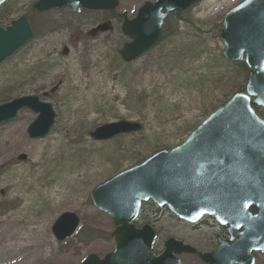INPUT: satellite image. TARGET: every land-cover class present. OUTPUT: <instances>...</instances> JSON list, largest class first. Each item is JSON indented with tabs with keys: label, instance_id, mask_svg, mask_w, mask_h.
Masks as SVG:
<instances>
[{
	"label": "rangeland",
	"instance_id": "1",
	"mask_svg": "<svg viewBox=\"0 0 264 264\" xmlns=\"http://www.w3.org/2000/svg\"><path fill=\"white\" fill-rule=\"evenodd\" d=\"M145 1L154 0H120L116 13L100 14V19L99 14L74 16L68 9L52 12L47 21L34 19L35 37L0 64V103L38 94L57 113L50 135L42 139L27 134L36 117L29 110L0 124V264H78L91 252L102 257L114 250L113 221L95 207L91 190L114 172L120 157L137 150L143 155L163 145L158 136L168 144L172 134L200 123L206 108L222 101L224 85L178 78L175 68L173 82L167 86L164 81L172 75L167 67L146 72L145 57L130 63L122 60L120 50L129 38L114 17L124 11L128 17L134 16ZM240 1L201 0L180 16L167 18L166 41L189 38L184 44L192 41L199 46L194 63L191 60V66L185 68L208 70L221 63L217 57L224 45L219 33L225 14ZM27 2L22 1L20 13L28 12ZM156 89L164 92L171 105L177 104L167 116L162 115L161 106L169 103L160 100L158 106L153 102L159 100L154 97ZM143 91L151 94L146 102L138 96ZM123 119L140 120L145 127L107 142L90 138L95 127ZM65 211L79 214L81 225L71 238L58 242L52 226ZM138 223L155 227L157 251L169 237L206 251L214 234L209 229L214 220L189 224L153 202L142 206ZM91 235L94 238L89 239ZM255 256V264H264V251ZM180 258L182 264H205L195 254Z\"/></svg>",
	"mask_w": 264,
	"mask_h": 264
},
{
	"label": "water",
	"instance_id": "2",
	"mask_svg": "<svg viewBox=\"0 0 264 264\" xmlns=\"http://www.w3.org/2000/svg\"><path fill=\"white\" fill-rule=\"evenodd\" d=\"M198 1H148L135 18L125 17L121 30L130 42L121 48L123 60L132 62L140 57L160 40L169 14L182 12ZM80 4L115 10L119 1L40 0L35 6L41 11L64 6L79 10ZM32 37L24 16L6 30L0 29V64ZM220 38L224 57L244 60L250 70L246 91L233 94L179 144L157 150L91 190L95 207L107 213L115 225V248L103 257L91 252L78 264H182L179 255L183 253H195L208 264H255L253 251H264V119L253 107L264 109V0H242L235 5L225 15ZM22 110L36 114L27 127L30 138L41 139L51 133L57 113L54 105L38 94L0 103V123L16 119ZM143 128L139 120L112 121L95 127L90 138L106 142ZM145 201L166 206L190 223L210 215L226 227L229 240L219 237L213 251L200 252L169 238L156 254L155 228L135 223ZM79 225V215L66 211L56 219L52 232L61 242L76 233Z\"/></svg>",
	"mask_w": 264,
	"mask_h": 264
},
{
	"label": "trees",
	"instance_id": "3",
	"mask_svg": "<svg viewBox=\"0 0 264 264\" xmlns=\"http://www.w3.org/2000/svg\"><path fill=\"white\" fill-rule=\"evenodd\" d=\"M175 16H180V13L175 14ZM116 17H120L119 15H116ZM165 28V26H164ZM163 30V36L161 40L155 44L152 48H150L143 57L144 59V66L143 69L146 72H152L154 67L162 68V66L167 67V70L169 72H172V75L170 78H168L165 82L167 86L171 85L174 79V75H176L175 68L179 69V72L177 73L176 77H188L189 80H195L196 83H199L202 80L212 82L219 84V86L224 85L225 92L223 94L222 101L217 100L216 103H211L209 108H206L205 114L206 116L216 109L219 105L223 104L230 96H232L236 92L244 91L246 88V83L249 78V68L246 66L244 61L240 62H232L226 60L223 55L220 53V55L217 57L221 63H215L214 66L210 67L208 70L205 67L200 66L199 68L194 67V69L191 68H185L188 65L191 66L190 61L194 63V59L196 57V43L195 42H187L184 44V42L188 41L189 38H184V41H181L182 38H179V42H174L172 40L166 41V36L164 35ZM200 55V54H198ZM177 65V66H175ZM185 68V69H184ZM207 70V71H206ZM166 72V71H165ZM217 77V79H215ZM182 80V79H181ZM183 81V80H182ZM219 86H214L216 88H220ZM173 89H175L174 86H172ZM161 89L165 90L166 86L163 84L161 85ZM183 90V88L181 87ZM170 92L173 93L174 91L170 89ZM138 96L141 98V102H146L147 98L151 97V94L148 95L145 91L142 93H139ZM159 96V100H153L154 103L158 104L160 106V103L167 101L169 103V106L162 107V115L165 114L167 116L171 113L170 108L171 107H177V104L174 103V105H171L169 100L166 98L164 92L161 94L160 89L154 90V97ZM137 103H139L137 101ZM139 106H134V109H138ZM256 111L259 113V115L263 116L264 111L260 110L259 108L255 107ZM138 113H141L139 111ZM145 118V115L141 114V119L143 120ZM161 121V118H159ZM199 123V122H198ZM196 123L193 126H188L185 130L181 129L179 132H175V134H172L170 138L168 139L167 143L165 140H163L160 136H158L157 141H161V144L159 147H155L152 149H149L145 154L141 155L138 154L140 151H135L130 154V156H126L123 158H119V161L115 164V168H113L114 172L111 174L118 172L119 170L127 167L135 165L142 160H144L149 154L161 149V148H170L174 146L175 144L181 142L195 126H197ZM142 145V144H140ZM126 163V165H125ZM109 175V176H111ZM83 240L85 239L84 236H82ZM94 238V235H91L89 239Z\"/></svg>",
	"mask_w": 264,
	"mask_h": 264
},
{
	"label": "flooded vegetation",
	"instance_id": "4",
	"mask_svg": "<svg viewBox=\"0 0 264 264\" xmlns=\"http://www.w3.org/2000/svg\"><path fill=\"white\" fill-rule=\"evenodd\" d=\"M22 1L23 0H6L3 4L0 5V29H7L9 26L12 25V23L19 19L21 16H26L28 22H29V25L31 26L32 30L34 31L35 33V30L32 26V21H35L34 19H37L40 21V18H44L46 21L49 20V17L52 16V12H59L60 10H65V9H68L69 13L71 15H87V16H94V15H98L99 16V19H100V14H114L116 13V10L118 9H115V10H99V9H91L89 7H85L83 4H80L79 5V10H75L73 9L71 6H65V7H62V8H51V9H48V10H45V11H41L39 10L38 8H36V3L40 0H26V2L28 3L26 7H28V12L26 13H20V7H21V4H22ZM119 1V6H120V0ZM156 1V0H154ZM153 1V2H154ZM143 5V4H142ZM141 5V6H142ZM140 6V7H141ZM139 7V9H140ZM139 9L137 10L136 14L134 16H132L131 18L135 17L139 11ZM124 14L127 15V12H122L120 14H118L120 17H114V20H118L120 21L121 25L123 23V20H124ZM116 16V15H115ZM33 17V18H32ZM96 19H98V17L96 16ZM99 27L101 28H106L108 27V25H99ZM96 30V28H94V30H92L91 32H94ZM205 220L206 219H212L211 217H204ZM209 229L213 230L214 231V234L212 235L211 237V240H210V248L206 251H211L216 243H217V240H218V235H220L221 238L223 239H228V235L226 233V229L223 228V227H220L219 225H217L215 222L209 227ZM218 230L221 232L218 233Z\"/></svg>",
	"mask_w": 264,
	"mask_h": 264
}]
</instances>
